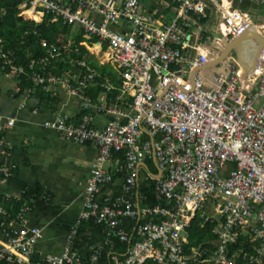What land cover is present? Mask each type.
Segmentation results:
<instances>
[{
  "label": "built area",
  "instance_id": "2783aa9c",
  "mask_svg": "<svg viewBox=\"0 0 264 264\" xmlns=\"http://www.w3.org/2000/svg\"><path fill=\"white\" fill-rule=\"evenodd\" d=\"M168 1L176 14L163 23L146 13L139 0H21L20 15L36 22L48 15L52 22L78 26L98 46L103 61L117 70L120 87L112 102L102 98L93 103L87 88L95 71L85 60L77 61L85 69L79 74L46 70L73 42H41L46 55L29 61L31 80L44 89L61 85L85 111L78 122L55 116L44 126L66 140L93 143L97 156L62 253L32 261L42 234L27 224L29 207L22 205L11 215L0 206L5 235L0 264H102V247L111 237L128 242L122 256L111 254V264H234L238 253L229 246L238 241L253 246L252 252L242 251L244 259L264 264V47L247 82L232 54L214 70L201 68L219 49L210 35L194 40L190 16L207 18L206 4ZM219 5V33L240 34L248 14L224 9L222 1ZM3 14L0 6V20ZM0 73L15 77L24 67L0 49ZM95 113L108 116L104 126H95ZM12 125L7 118L0 130ZM3 144L0 137L5 152ZM147 160L154 161L151 169L143 163ZM141 171L152 182L156 202L151 206L139 204ZM0 174V181L5 180L11 168L0 166ZM196 215L200 226L210 225L212 237L190 245L189 226ZM88 219L103 225L102 239L79 245L78 225ZM133 219L137 223L130 235L126 221Z\"/></svg>",
  "mask_w": 264,
  "mask_h": 264
},
{
  "label": "crops",
  "instance_id": "0c3cea01",
  "mask_svg": "<svg viewBox=\"0 0 264 264\" xmlns=\"http://www.w3.org/2000/svg\"><path fill=\"white\" fill-rule=\"evenodd\" d=\"M139 1L146 13H154L163 23L169 22L176 14L174 5L168 0ZM209 1L214 3L218 10L222 9L219 5L221 1L224 9L228 6L235 8L231 6L229 0ZM237 9L246 14L249 10L244 5ZM207 14V18L203 20L193 16L194 22L204 23L208 19L210 14L208 7ZM257 14L264 18L263 3H259ZM69 26V34H62L56 42L60 39L73 42L77 32L81 33L78 26ZM198 27L201 29L199 40L202 42L209 34L203 31L200 25ZM257 27L264 31V23L258 24ZM192 29L195 40L197 25L192 23ZM81 37L79 45L86 49L97 64L109 65L119 80L117 70L103 61V55L99 53L95 42L87 41L82 34ZM27 77L31 80L30 74ZM31 81L33 86L20 92L19 80L0 73V125L7 118L13 119L10 128L0 130L5 149V152L0 149V166L10 167L12 172L10 177L0 181V196L4 199H15L28 192L29 200L22 204L29 207L26 213L27 224L38 227L42 234L37 241L35 253L40 258L58 257L64 249L65 235L76 224L82 209L84 189L90 176L91 164L97 156V148L93 143L80 144L66 140L61 133L44 126L45 121L52 120L55 116H65L68 121L78 122L85 111L78 98L61 85H50L49 89H44L42 85ZM37 85L50 95L48 100L40 99L36 94ZM102 98L107 102L114 100V98L107 100L105 92H100L95 100L92 98L91 100L93 103H100ZM107 120L108 116L103 113L94 115L96 127L104 126ZM148 163L154 164V161L147 160L146 165ZM144 175L145 172L141 171L139 181ZM118 182V179L115 180V183ZM3 220L4 215L0 213V247L5 242L1 224ZM13 226L17 225L14 223Z\"/></svg>",
  "mask_w": 264,
  "mask_h": 264
},
{
  "label": "trees",
  "instance_id": "16d2710c",
  "mask_svg": "<svg viewBox=\"0 0 264 264\" xmlns=\"http://www.w3.org/2000/svg\"><path fill=\"white\" fill-rule=\"evenodd\" d=\"M20 2L21 0H0V6L4 9V14L0 20V49L10 53L16 65H22L24 67V73L15 76V78L19 80L18 86L21 92L24 91L25 88L33 86L32 81L27 77L31 71L28 68L29 61L46 55V46L42 45L41 42L44 41L45 45L56 43V40L61 37L62 34H69L70 26L62 24L60 20L52 22L48 15L41 22H35L32 19L23 17L19 14L18 10ZM73 39L74 41L70 46V50L58 57L56 61H52L47 65L46 70L52 71L56 75H62L64 73H68L69 75L73 73L79 74V72H84L85 69L78 65L77 61L85 60L95 71V76L87 88V94L92 100H95L100 92H105L107 100H112V98L119 94L120 80L116 78V73L109 65L97 64L84 47L77 45L78 41L82 39L80 32H77ZM74 45H77V51L74 50ZM35 69L39 70L38 66L35 65ZM107 87H109V89H107ZM35 90L40 99H49L50 95L47 92L45 93L40 85H37ZM118 155L122 157V154ZM148 166L151 169L153 164L148 163ZM138 194L141 196L139 203L141 207L146 205L151 206L156 202L153 195L152 182L146 178L141 179L138 185ZM28 197V192H25L21 198L15 199H4L0 196V205L11 213V215H14L23 202L29 200ZM140 221L141 219L138 220V222ZM126 223L127 230L131 235L132 229L137 223V219L127 220ZM200 223L201 218L199 215H196L191 221L189 226L190 245H196L212 237L209 230L210 225L206 223L200 226ZM103 228L102 224L95 223L92 219L81 220L78 225L79 245H92L101 241ZM127 247L128 242H122L116 237H111L108 243L104 244L102 247L101 263L111 264V254L117 253L119 256H122ZM229 250L230 252L238 253L234 264H250L241 254L242 251H253L251 243L241 244V242L238 241L237 243H232L229 246ZM31 260L42 262V258L36 253L33 254ZM143 264L156 263L152 260H146Z\"/></svg>",
  "mask_w": 264,
  "mask_h": 264
},
{
  "label": "water",
  "instance_id": "95a60500",
  "mask_svg": "<svg viewBox=\"0 0 264 264\" xmlns=\"http://www.w3.org/2000/svg\"><path fill=\"white\" fill-rule=\"evenodd\" d=\"M231 6L241 8L243 5L247 7V14L249 15V22L240 34L232 37H225L221 35L217 29L220 19L221 10L216 9L214 3L209 0H204L206 6L210 10L208 19L204 23L194 22L193 16H190V21L197 25V39L200 36V25L202 30L208 33L211 37V44L217 46L215 54L209 55L207 63L203 64L201 68H208L214 70L216 65L229 54L235 58V63L241 68V79L247 82V76L255 69L261 49L264 47V31H260L258 24L264 23V18H260L257 14L259 9V2L256 0H229ZM213 24V27H211ZM220 39V41H217ZM220 42V43H219Z\"/></svg>",
  "mask_w": 264,
  "mask_h": 264
},
{
  "label": "bare ground",
  "instance_id": "6f19581e",
  "mask_svg": "<svg viewBox=\"0 0 264 264\" xmlns=\"http://www.w3.org/2000/svg\"><path fill=\"white\" fill-rule=\"evenodd\" d=\"M224 3V2H223Z\"/></svg>",
  "mask_w": 264,
  "mask_h": 264
}]
</instances>
